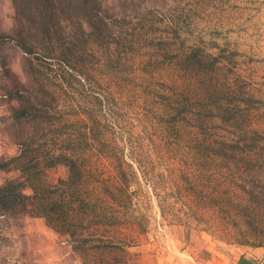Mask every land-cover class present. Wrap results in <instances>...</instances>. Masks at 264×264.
I'll list each match as a JSON object with an SVG mask.
<instances>
[{
    "label": "rangeland",
    "instance_id": "obj_1",
    "mask_svg": "<svg viewBox=\"0 0 264 264\" xmlns=\"http://www.w3.org/2000/svg\"><path fill=\"white\" fill-rule=\"evenodd\" d=\"M98 10L84 32L65 23L67 65L27 67L0 43V158L32 130L11 121L6 94L13 77L29 79L58 97L55 125L37 136L78 140L87 193L117 216L110 234L129 240L125 264L225 263L264 248V0H99ZM13 13L0 0V34L12 33ZM11 178L0 170V184ZM0 264L81 260L42 217L0 211Z\"/></svg>",
    "mask_w": 264,
    "mask_h": 264
},
{
    "label": "trees",
    "instance_id": "obj_2",
    "mask_svg": "<svg viewBox=\"0 0 264 264\" xmlns=\"http://www.w3.org/2000/svg\"><path fill=\"white\" fill-rule=\"evenodd\" d=\"M11 2L14 10L12 33L0 34V43L12 41L27 56V67H32L33 61L40 66L52 61L67 65L70 62L66 58L67 52H71L75 44L70 46L71 38L63 34L65 23L74 20L71 26L75 24L84 32L94 25L91 16L99 14V0ZM59 53L65 54L66 60ZM22 70L31 74L26 68ZM32 84L29 79L13 77L6 90V94L16 101L9 115L11 121L32 126V130L27 128L17 134L18 153L0 158V170L18 173V178L0 184V211L42 217L47 225L68 238L81 264H125L120 255L127 253L129 240L110 234L112 227L119 223L117 216L99 208L87 193L85 159L81 154L84 149L73 143L78 140L67 134L59 145L53 146L47 138L42 139L47 132L37 136L39 127L55 125L56 113L52 109L57 106L58 97L48 88L36 89ZM223 156L228 157L226 153ZM246 161L245 167L251 160ZM263 162L259 160V168ZM57 166L66 169L65 176L45 181L43 171ZM257 171L255 169L253 174L260 177ZM116 173L121 185H127L121 164Z\"/></svg>",
    "mask_w": 264,
    "mask_h": 264
},
{
    "label": "crops",
    "instance_id": "obj_3",
    "mask_svg": "<svg viewBox=\"0 0 264 264\" xmlns=\"http://www.w3.org/2000/svg\"><path fill=\"white\" fill-rule=\"evenodd\" d=\"M215 264H264V248L254 247L237 256L236 259L235 257L227 258L225 263H222L217 259Z\"/></svg>",
    "mask_w": 264,
    "mask_h": 264
}]
</instances>
